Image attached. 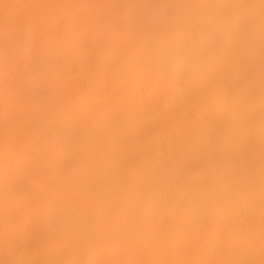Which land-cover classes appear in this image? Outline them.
Returning a JSON list of instances; mask_svg holds the SVG:
<instances>
[{
    "label": "bare ground",
    "instance_id": "obj_1",
    "mask_svg": "<svg viewBox=\"0 0 264 264\" xmlns=\"http://www.w3.org/2000/svg\"><path fill=\"white\" fill-rule=\"evenodd\" d=\"M0 264H264V0H0Z\"/></svg>",
    "mask_w": 264,
    "mask_h": 264
}]
</instances>
